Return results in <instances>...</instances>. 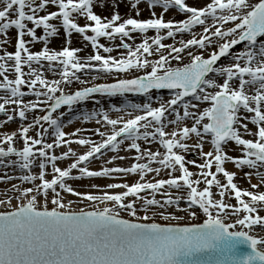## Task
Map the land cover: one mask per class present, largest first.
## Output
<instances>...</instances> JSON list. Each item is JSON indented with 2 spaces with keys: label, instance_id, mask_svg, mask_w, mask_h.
<instances>
[{
  "label": "snow or ice",
  "instance_id": "6c2138e0",
  "mask_svg": "<svg viewBox=\"0 0 264 264\" xmlns=\"http://www.w3.org/2000/svg\"><path fill=\"white\" fill-rule=\"evenodd\" d=\"M119 2L134 15H98L94 7L105 5L97 0H0V123L43 113L0 134V167L21 173L0 176L20 181L0 199V264H264V237L252 234L264 229V0ZM61 33L60 49H50L49 38ZM73 33L91 54L81 58L84 49L70 47ZM37 42L43 47L31 51ZM154 90L169 97H153ZM28 93L36 99H23ZM129 93L146 99L112 106L114 115L101 109L78 117H98L90 131L99 139L64 130L62 106ZM125 159L132 162L108 166ZM238 174L248 187L238 186ZM130 175L137 179L129 183ZM83 179L119 182L91 190L68 183ZM80 203L86 206L74 207ZM176 212L193 219L198 212L201 222L169 223L182 219ZM238 244L248 251L237 255Z\"/></svg>",
  "mask_w": 264,
  "mask_h": 264
},
{
  "label": "bare ground",
  "instance_id": "6f19581e",
  "mask_svg": "<svg viewBox=\"0 0 264 264\" xmlns=\"http://www.w3.org/2000/svg\"><path fill=\"white\" fill-rule=\"evenodd\" d=\"M189 2H191V0H189ZM97 3H98V4H99V3H103V4L105 5V10H102V9H101L100 7H98V6L95 7L94 12H95L96 14H98V15L109 16V17H110V13H111V11H117V12H119V13H120L121 15H123V16H126L127 14H130V13H126V6H125L123 3H120L119 0H118V1H115V0H97ZM113 3H116V4H117V7L114 8V9L111 7ZM41 14H43V13H41ZM168 15L171 17L170 14H168ZM125 18H126V17H125ZM143 18H144V16H143ZM171 18H172V17H171ZM50 22L53 23V24H56V23H57V21H55V20L50 21ZM78 22L81 23V24L84 23L83 20H79ZM28 27H30L29 24H28ZM8 35H9V37H10L11 42L7 45V51H10V52H11V51H14V36H15V30H14V29L11 30V31L8 33ZM37 36H39V35H37ZM60 38H62V39L64 40V37H63L62 34H60L59 36H56V37H50L47 46H48L50 49L59 50L60 47L62 46V42H63V40H61ZM0 39H2V37H0ZM24 39H25V40H28L29 38H28L27 36H25ZM101 41H102V39L100 40V43H101ZM84 45H85V42H83V43H79L78 46H77V48H83V49H84L83 51H81V52L78 53V55H79L81 58H84V57H86L87 55L91 54V49H90V47H84ZM2 47H4V46H3V45H0V48H2ZM29 47H30V50H31V51H38V50H40L41 47H43V44L37 42V43L30 44ZM54 47H55V48H54ZM102 54H103V53H102ZM111 55L116 56V51H114L113 53H111ZM33 66H35V65H33ZM24 70L27 71V68H25ZM10 76H11V78H13L11 72L9 73V77H10ZM45 76H46L47 78H51V79H52V78H55V77L53 76L52 73H49V72H47V71L45 72ZM29 94H30V93H28V95H29ZM26 95H27V94H26ZM30 95H31V94H30ZM0 96H1V95H0ZM26 101H27V100H26ZM8 109H9V114H11L12 106H9ZM29 116H30V115L28 114V115H27V118H28ZM3 120H4V118H1V119H0V121H3ZM29 121L31 122V120H29ZM67 121H68V120H67ZM0 124H1V123H0ZM72 124H73V125L69 126L70 124L65 123V125H64V130H65L66 132H68V133H71V132L74 131L76 128H81L83 131H82L80 134H78V135L90 136V137H92L94 140H95V139H99L98 137H94V136H92V133H91V131H90L91 129H94V126H90V127H88V125L85 124V123H82V124L72 123ZM3 126H6V124H4ZM18 127H19V126H17V125H8V126H6V130H3L4 132H3V133H0V134H4V133H9V134H10L12 131L17 130ZM35 132H36V128L34 127V128H32V129H30V131H29L28 134H29V135H33L32 133L35 134ZM48 139H50V137H48ZM73 139H74V138H73ZM141 143H142V147L147 146V145H144L143 142H141ZM73 145L75 146V144H73ZM151 147L153 148V150L156 149V145H152ZM205 150H208V145H205ZM60 152H61V151H57V150H56V151H55V154L59 155ZM133 154H134V153H133ZM229 154H232V153H229ZM111 155H112V153H111L110 151H106V152H105V156L110 157ZM120 155H124V156H128V157H131V156H132V154H130V153H129L128 155L123 154L122 151L120 152ZM103 160H104V157H101L99 161H93V162L89 165V167H90V168H93V169H96V168H98V167L103 163ZM131 162H132L131 159H125V160H122V161H121V160H117V161L114 162L113 165H108V166H109V167H111V166H128ZM58 163H59V166L64 167V166L67 165L68 161H62V162H58ZM225 167H226L228 170H234V169L232 168L231 164H226ZM10 171H13L14 173H16V174H12V176H15V175L18 176V175L21 174V173L19 172V170H11V169H5V168H3V167H0V176L4 175L5 172H7V173L9 174ZM33 171H37V169L33 168ZM192 171H196V169H194V170H192ZM9 175H11V174H9ZM47 178H50V177H47ZM136 179H137V177H136L135 175H132V176L130 175V176L127 177V181H128L129 183L135 181ZM220 179L223 180L222 177H220ZM0 181H4V180H0ZM6 181H10V182H5L4 184L1 185V187H0V199H3V198H4V194H5L6 191L8 192L9 195H11V192L9 191V189H10V187H11L12 184H18V183H20V181L17 180V179L6 180ZM111 182H119V181H116V180H108V179H95V180L83 179V180H80V181H74V180H72V181H68V183H70L73 187H76V188H78V189H80V190H91V189H89L87 186L90 185V184H92V183L99 184V185H104V184L111 183ZM235 182L238 184V186H240V187H242V188H246V187H248L247 183H246L243 179L240 178V175H239V174L237 175ZM25 186H27V185H25ZM213 189H214V188H213ZM1 190H2V193H1ZM121 190H122V189H120L119 191H121ZM111 191H113V190H111ZM215 192H216V191L214 190V193H215ZM217 198H218V197H217ZM67 199L76 200V198H75V197H72V196H67ZM225 202H226V203H229V204H233V203H235V200H234V199H228V198H226ZM85 206H86L85 203H80V204H76V205H74V207H85Z\"/></svg>",
  "mask_w": 264,
  "mask_h": 264
},
{
  "label": "rangeland",
  "instance_id": "374dc122",
  "mask_svg": "<svg viewBox=\"0 0 264 264\" xmlns=\"http://www.w3.org/2000/svg\"><path fill=\"white\" fill-rule=\"evenodd\" d=\"M115 1H118V0H115ZM94 9H95V7H94ZM49 10H55V9L54 8H50ZM130 14L134 15V13H130ZM121 16L122 17H126V16H123V15H121ZM143 16H146V13H144L139 18H143ZM170 18L171 17L167 13L164 15V19L165 20H168ZM179 18H182V17H179V16L176 17V19H179ZM29 26L31 27L32 25L29 23ZM195 31L199 32L200 29L197 28V29H195ZM41 34H42V29H37V35H41ZM133 35H135V34H133ZM147 35L148 36H152L153 35V32L152 31H149L147 33ZM190 35H191V33L184 34L183 36H177L176 39L177 40H179V39H185L186 40V39L190 38ZM60 39L63 40L62 38H60ZM70 39H71V45H70V47H76L77 48V46H78L79 43H83L84 42L82 40V38L78 34H75V33L72 34V36L70 37ZM118 42L119 41L117 40L116 43H118ZM137 42H139V37H137ZM172 42L173 41H172L171 38L165 39L163 41V43H165V44H169V43H172ZM101 43H107V41H105V40L102 39ZM242 45H243V42H242ZM242 45H241V48H242ZM234 50H240V49H234ZM117 54L118 53L116 52V55ZM44 63L46 64V62H44ZM173 63L175 64V62H173ZM225 63H227V61L224 58L223 61H221L220 64H225ZM129 75H132V74L129 73ZM9 78H11V76ZM49 79H51V78H49ZM108 79H111V78H108ZM95 82H102V80L101 81H90V83H95ZM76 87H79V85L74 83L72 85V89H75ZM72 89H67L66 88L65 90L66 91H70ZM22 90L26 91V89H22ZM0 95L1 96L4 95L3 90H0ZM157 96L162 97L163 99H167L169 97V93H167L165 91H162V90H159V91L158 90H154L153 91V97H157ZM23 99H25V100H35L36 98L34 96L30 95V94L29 95L27 94ZM96 99L99 100V104H95L92 101H85V102L79 103L76 106H74L71 111H67L66 106H62L61 111H64L65 112V115L61 118L62 122H65L66 123L67 120H72V123H78V124L85 123V124L88 125V127L94 126V128H95V127H97V125L95 123V120L98 119V117L93 118V119H90L88 121H83L82 119H78V117H81V114L82 113L90 114L93 110L100 111L101 109H103L105 111H109L110 112V109H111L112 106L124 107V105L127 104V103H129V102H131V103H142L146 99V97H142V96H139L137 94H130V95L125 94V96H115V97H106V96L105 97H101V96L97 95L96 96ZM153 106H155V104ZM203 106L204 105H201V107H203ZM7 107L9 108V106H7ZM127 110H129V109H126V111ZM11 114H13V108H12ZM28 114L30 116L25 121L21 122L19 120V118L16 117V119H15L14 122H9V123L6 124V126H8V125H17V126H20L21 123L27 124V123L30 122L29 120L32 121V119H33V117L35 115H42L43 113L40 112L39 109H37L34 112H31V113H28ZM110 115H114V113H111L110 112ZM1 118H4L5 119V117H4V115L2 113H0V119ZM65 123H64V125H65ZM72 123L69 126L73 125ZM3 125L4 124H2V123L0 124V133H3L4 132L3 130H6V126H3ZM45 127H47V125H45ZM249 127H251V125H249ZM32 134L34 135V133H32ZM15 146L17 148H19L21 145H20V143L18 141H16L15 142ZM72 147H73L74 150H77V151L80 150L77 145H75V146L72 145ZM56 150L57 151H63L65 149H64L63 146H61L60 148L55 149L54 151H56ZM122 153L123 154H126V155H128L130 153V154L133 155V152H131V151L130 152H124V151H122ZM187 158L192 159L193 157L192 156H188ZM12 159H15V157H12ZM194 169L195 168H191V170H194ZM33 172L35 173L36 171H33ZM9 174L12 175V174H16V173H14L13 171H10ZM5 182H10V181H6V180L0 181V187ZM119 190L120 189H113V191H119ZM214 190L216 191V189L215 188L212 189L213 193H214ZM1 193H2V190H1ZM157 198L159 199L160 197L157 196ZM15 202L16 201L13 200V203H15ZM233 204H235V203H233ZM74 205H76V204H74ZM0 210H3V207H0ZM169 212H171V209H169ZM175 214L177 216L182 217V219H180L179 221H168V222H179V223H195V222H201V220L199 219L200 214L198 212H197V218L196 219H193L192 217H189V216L185 215V213H183V212H176ZM122 215H124V214L122 213ZM260 215H264V211H262L260 213ZM156 221L157 222H166L163 219H160L159 217H156ZM252 234L257 235L258 237H264V229H253L252 230Z\"/></svg>",
  "mask_w": 264,
  "mask_h": 264
},
{
  "label": "water",
  "instance_id": "95a60500",
  "mask_svg": "<svg viewBox=\"0 0 264 264\" xmlns=\"http://www.w3.org/2000/svg\"><path fill=\"white\" fill-rule=\"evenodd\" d=\"M159 223H166V222H159ZM169 223H174L175 224V223H179V222H169ZM179 224H184V223H179ZM247 251H248V248L244 244H238L236 246V253H237V255H243Z\"/></svg>",
  "mask_w": 264,
  "mask_h": 264
}]
</instances>
